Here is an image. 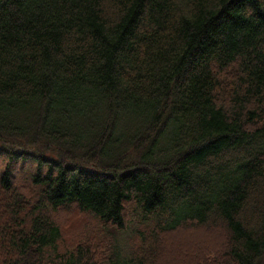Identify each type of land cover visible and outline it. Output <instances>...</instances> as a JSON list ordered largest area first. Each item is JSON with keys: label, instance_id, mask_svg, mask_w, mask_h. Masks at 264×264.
I'll return each instance as SVG.
<instances>
[{"label": "trees", "instance_id": "trees-1", "mask_svg": "<svg viewBox=\"0 0 264 264\" xmlns=\"http://www.w3.org/2000/svg\"><path fill=\"white\" fill-rule=\"evenodd\" d=\"M0 264H264V0H0Z\"/></svg>", "mask_w": 264, "mask_h": 264}, {"label": "rangeland", "instance_id": "rangeland-1", "mask_svg": "<svg viewBox=\"0 0 264 264\" xmlns=\"http://www.w3.org/2000/svg\"><path fill=\"white\" fill-rule=\"evenodd\" d=\"M203 234V235H202ZM214 237H212L210 234L207 235L206 232L196 233V234H189L187 237H181L180 240L174 239V242L168 246L167 253L164 257V259H167L169 256L179 255L178 250L181 247L182 250L188 249L189 251L192 250V244H194V241H206L207 244L214 243ZM181 260H184L183 257H181Z\"/></svg>", "mask_w": 264, "mask_h": 264}]
</instances>
